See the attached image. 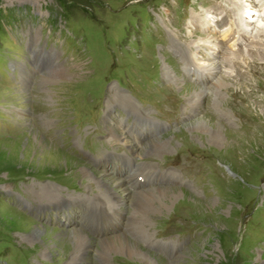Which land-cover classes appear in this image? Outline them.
<instances>
[{"label": "rangeland", "instance_id": "1", "mask_svg": "<svg viewBox=\"0 0 264 264\" xmlns=\"http://www.w3.org/2000/svg\"><path fill=\"white\" fill-rule=\"evenodd\" d=\"M179 1L0 0V264L4 257L13 264L25 260L29 264H264V37L250 48L245 43L237 47L242 35L230 41L245 52L239 53V64L225 69L223 50L229 43L224 40L223 49L219 47L211 28L237 16L234 11L226 17L225 10L217 8L223 6L219 1L230 2ZM244 2L238 0V5ZM212 5L213 10L204 9ZM202 10L204 20L198 21ZM191 11L196 15L190 18ZM213 13L224 24H218ZM237 22L241 25L237 30H244V22ZM186 28L193 33L192 44L207 36L218 46L219 54L214 53L224 75L216 73L223 80L219 87L208 83L215 80L214 74L185 66L211 60L212 52L200 46L195 53ZM224 30H219L221 35ZM255 32L256 28L248 29L251 43ZM18 68L31 69L28 85L11 81L10 74ZM208 87V92L201 91ZM97 96L101 104L92 108L98 121L83 123L79 134L63 143L66 138L59 134L73 133L75 108L88 101L94 104ZM51 102L58 112L49 108ZM124 113H148L167 125L181 118L174 132L222 164L219 175L208 177V197L180 185L136 187L119 176L114 164V168L95 164L114 152L117 162L128 157L142 165L152 160L149 155L176 153L179 143L171 141V130L141 142L123 129ZM202 119L208 129L198 125ZM217 123L222 125L218 132ZM86 129L92 133L91 147L82 156L73 148L74 140L78 143ZM54 147L58 154L47 153ZM143 154L148 157L137 158ZM97 178L115 185L113 189L125 199L118 207L126 211L124 219L131 220L129 224L124 220L122 228L139 231L138 239L122 231L97 235L104 223L100 218V225L94 226L96 235L75 221L87 201L115 202ZM44 184L55 191L53 195L38 190ZM46 189L48 193L50 188ZM180 205L190 209L182 212ZM65 206L69 210L64 211ZM175 213L201 222L205 234L192 231L191 242L168 236L169 242L161 246L173 256L164 258L146 248L152 243L151 223ZM185 233L180 230L183 238ZM85 235L90 240L83 246Z\"/></svg>", "mask_w": 264, "mask_h": 264}, {"label": "bare ground", "instance_id": "2", "mask_svg": "<svg viewBox=\"0 0 264 264\" xmlns=\"http://www.w3.org/2000/svg\"><path fill=\"white\" fill-rule=\"evenodd\" d=\"M234 3H235V5H237L238 4V0H232ZM264 2V1H263ZM255 4H256V2H255ZM258 6V5H257ZM235 12L237 13V16H236V14H233V16H234V18H233V21H239V20H242L243 22H244V31H246V29H247V31H246V33H248V29H250V28H256V32H255V36L254 37H258V35H262V32H264V3H261V4H259V7H257V8H255V7H253L251 4H250V2H249V0H245V2L242 4V5H238L237 7H236V10H235ZM209 13V12H208ZM242 13H245L244 15H242ZM229 19V18H228ZM207 23H209V25H210V19L209 20H207L206 21ZM238 23V22H237ZM219 24H224V21H223V19L221 18V23H219ZM208 25V26H209ZM216 25V24H215ZM210 28V27H209ZM227 30H224V32H223V34H222V37L224 38H221V42L222 41H224V40H227V43H228V36H230V30H229V28L227 27L226 28ZM243 31V30H242ZM212 36V35H211ZM214 39V38H213ZM212 39V40H213ZM229 39H230V37H229ZM256 39V38H255ZM214 40H218L217 38H215ZM242 42V41H241ZM254 43V42H253ZM222 44H224L223 42H222ZM214 45H216V43H214V44H212V43H209V39H208V37L206 36V37H204V38H201V40H199L198 42H197V44L195 45L197 48H198V50L200 49V46H205V47H207V50L209 49V50H211L212 49V52L211 53H209L210 54V59L211 60H209V61H204V62H201L200 64L201 65H199L198 63L199 62H197L196 63V66L197 65H199L200 67H199V69H205L208 73H210V74H214L213 75V77H211V79H214V77H215V80H212L211 82H208L209 84H213V87H215V88H217V87H219L221 84H222V79H219L217 76H216V73L218 74H220V75H222L221 74V71H220V67H219V64L217 63L218 62V56L216 55L219 51H217L218 50V46H214ZM230 42H229V44H228V47L224 50V52H223V55H224V58L228 61V58H230V56L231 55H236V53L234 52V50H232L233 49V46L235 45L234 43H232V45H230ZM217 49V50H216ZM214 52H217V53H214ZM215 55H214V54ZM219 54V53H218ZM218 58V59H217ZM201 60H203V59H201ZM222 63V62H221ZM223 69V68H222ZM218 74V75H219ZM212 76V75H211ZM222 76H224V75H222ZM226 76V75H225ZM217 78L219 79V80H217ZM210 79V80H211ZM224 84V83H223ZM208 86V85H207ZM207 86H205V87H207ZM209 88L210 87H208V88H204V89H202L201 91L202 92H204V91H207L208 92V90H209ZM206 92V93H207ZM209 94V93H208ZM106 118H108V116L106 117ZM106 122V121H105ZM109 123V119H107V123L106 124H108ZM198 125H202V126H204L205 128H207V124H206V119H202V120H199L198 121ZM112 127V126H111ZM208 129V128H207ZM216 129H217V132L218 131H220V130H222V125L220 124V123H217L216 124ZM123 135V134H122ZM113 137H114V135H113ZM157 137V136H156ZM160 137V136H159ZM121 138V137H120ZM156 140V139H155ZM39 142L40 143H42V141L39 139ZM119 143V142H118ZM155 143V142H154ZM48 145V144H47ZM150 146V145H149ZM147 147V146H146ZM53 148V147H52ZM156 148V147H155ZM158 148V147H157ZM50 152H52V153H59L60 151L56 148V147H54V149H49V150H47V153H50ZM46 153V152H45ZM86 167V166H85ZM87 171H88V173H90V174H93L91 171H89V169H87V167L85 168ZM53 175V174H52ZM52 177V176H51ZM89 177V176H88ZM98 177V176H97ZM118 177V176H117ZM110 178V177H109ZM108 178V179H109ZM122 179V178H121ZM92 180V179H91ZM96 181H97V183L98 184H100V187L101 188H103V189H105V191H108L109 193H110V195H112V197H114L116 200H115V202H113L114 203V205H119V204H121V203H123L124 202V198H122L120 195H118L117 193H116V191L113 189V187L115 186V185H110L109 183H107V182H103V183H101V181H100V179H96ZM37 182V181H36ZM113 182V181H112ZM117 185V184H116ZM118 186V185H117ZM50 188V191L48 192V193H46L45 192V190H47L46 188ZM126 188V187H125ZM80 189V188H79ZM150 189V188H149ZM151 189H155V187L154 188H151ZM38 190H43L42 191V194H44V195H53V193L55 192H53L52 193V189H51V187L49 186V185H47V184H44V185H41V187L40 188H38ZM167 190V189H166ZM126 191V190H125ZM124 191V192H125ZM169 191V190H168ZM132 192V191H131ZM155 193V192H154ZM173 193V192H172ZM122 194V193H121ZM162 198V197H161ZM110 199H112V198H110ZM153 200V199H152ZM154 201V200H153ZM99 202L100 203H104V201L103 200H99ZM136 202V201H135ZM133 203V202H132ZM158 203V202H157ZM140 205V204H139ZM155 205V204H154ZM162 206V205H161ZM39 230L37 229V232H38ZM74 231V230H73ZM77 231V230H76ZM77 233V232H76ZM124 234V233H123ZM76 236V235H75ZM122 238V237H121ZM126 238V237H125ZM106 239V238H105ZM79 240V239H78ZM89 240H90V238H88V236L87 235H85L84 236V238L82 239V244H83V246L84 245H86L88 242H89ZM117 240H119V239H117ZM124 240V239H123ZM71 241V240H70ZM79 242V241H78ZM105 243V242H104ZM134 243V242H133ZM124 244V243H123ZM130 244V243H129ZM128 244V245H129ZM117 246V245H116ZM130 246V245H129ZM121 247V246H120ZM122 249H123V246L121 247ZM125 248V247H124ZM138 248V247H137ZM120 249V248H119ZM126 250V249H125ZM131 250V249H130ZM123 251H124V249H123ZM132 251V250H131ZM121 252V251H120ZM134 252V251H133ZM125 253V252H124ZM131 254V253H130ZM129 254V255H130ZM127 255H128V253H127Z\"/></svg>", "mask_w": 264, "mask_h": 264}]
</instances>
